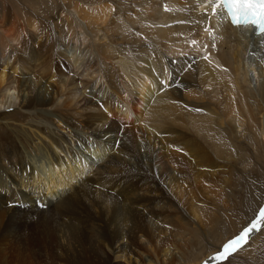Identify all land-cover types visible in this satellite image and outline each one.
Wrapping results in <instances>:
<instances>
[{
  "label": "bare ground",
  "instance_id": "bare-ground-1",
  "mask_svg": "<svg viewBox=\"0 0 264 264\" xmlns=\"http://www.w3.org/2000/svg\"><path fill=\"white\" fill-rule=\"evenodd\" d=\"M84 1L61 0V11L47 3L53 22L44 23L0 5V110L14 104L18 92L27 113L24 121L10 123V133L0 128V234L27 227L26 236L20 235L25 240L14 238L13 246L46 242L47 264H55L58 248L67 263L114 264L108 249H130L153 235L147 213L164 209V218L181 224L184 212L166 198L159 181L173 192L178 163L195 157L202 170L209 164L204 148L218 156L232 153L225 127L237 138L247 130L264 133V126L258 129L264 117V36L234 26L222 9L213 15L207 0H87L97 4L93 9ZM38 25L39 32L30 33ZM53 25L60 35L72 36L69 49L81 36L89 40L69 56L62 48L72 76H85L93 86L87 93L64 73L58 57L37 62L40 53L54 55ZM196 39L202 42L194 45ZM187 47L195 54L175 57ZM22 65L41 69L45 78L20 77ZM123 116L130 121L126 126L120 124ZM96 169L99 177L108 172L140 178L120 180V190H110L122 199L98 209L96 186L88 178ZM152 171L157 178L146 181L152 183L146 196L140 173ZM15 194L36 200L33 209L22 198L24 206H5ZM263 235L264 230L256 241Z\"/></svg>",
  "mask_w": 264,
  "mask_h": 264
},
{
  "label": "rangeland",
  "instance_id": "rangeland-1",
  "mask_svg": "<svg viewBox=\"0 0 264 264\" xmlns=\"http://www.w3.org/2000/svg\"><path fill=\"white\" fill-rule=\"evenodd\" d=\"M84 2H86V6L91 7V9H93V7L97 5L93 2L88 3L87 0ZM47 3H52L51 5H53V7L57 6V11L66 10L64 3L61 2V0H0L1 6L9 5L10 7H12L10 14L13 12V10H19L21 14L25 13L26 16L32 15L39 21L42 20L43 23L45 22V18L48 21L53 22L51 19L52 15L48 16L49 12H47V10L45 9ZM83 4L84 3L81 4L82 8ZM32 27V30L31 28L29 29L30 33L39 32V25L37 27ZM94 28L95 26L93 25V29ZM51 31L55 38V47L53 52L54 55L52 56L51 53H47L45 55L44 53H40L37 55L36 59L38 60L39 57H42V59L47 58L49 61H51V59L55 58V56L58 57L61 68L64 69V73H67V75L71 77L73 74L68 70V64H70L68 60L69 58L67 59L66 56L64 57L62 48L65 46V54L69 56L71 55L72 50H84L86 48V43L89 40L86 41L85 37L81 36L80 40H78L77 42L76 48L69 49L68 46L71 45V43L69 42L72 41V36L60 35L58 29L55 28L54 25ZM93 34L95 37L98 36L97 33ZM84 40L86 42L85 44L83 42ZM197 40L198 39H196V41ZM201 42V40L200 42L198 40L194 45L200 44ZM17 43L18 42L16 41L14 42V44ZM187 49L188 51L185 53L179 50L180 52L176 53L175 57H179V55L183 57L186 55H192L193 53L195 54V51L193 49L188 47ZM203 51H207L206 45L203 47ZM170 55L173 56L172 54H169V56ZM204 57H207V55ZM37 62H39V60ZM40 71L41 69L34 66L27 67L25 65H22L18 69L17 75H20V77L25 75H32L44 79L45 76H43ZM74 71H77V69H75ZM72 77L71 78L74 82L78 81V84H80V88L82 87L81 89H87L86 93L91 88H93L90 83H86V80H84L85 76L81 77L76 75L75 77ZM83 80L85 81V83ZM243 88L246 89L245 86H243ZM155 91L158 90L155 89ZM17 94L18 92H15V100L17 101L14 104L12 103L10 106L3 107L0 110V128L6 133L11 132L10 123L24 121L27 118L26 111L21 107V97ZM84 96L86 97V95ZM84 96L79 100L80 105L85 104ZM95 109L94 110L96 113L97 110L103 112L102 108ZM19 115L24 116L23 120H18ZM263 118L264 117H262V119ZM262 119L259 118L258 129H261L264 126V119ZM122 120H124L125 124L121 123ZM129 123L130 121L125 116L120 119V124L122 126H126ZM57 124L58 123L54 124V126L57 127ZM62 129L63 128L61 127L59 132L66 134L65 128L64 130ZM224 130L233 141V147L231 149L232 153H221L222 155L220 154L221 156H218L214 154L215 152L212 148H204L203 154L209 164L206 165L205 168H203L202 166V170H206L208 172V176H205L204 172L199 169L200 167L198 166L197 161H195V157H188L185 162H191L190 165L186 164L185 162L183 164L178 163L177 165V167L180 166V169H176L180 172L178 171V181L175 182V191L173 190L172 192L170 187L169 189L168 187L163 188L165 185L162 183V181H159V183L163 186L162 189L168 195V197L166 198L168 199L170 197L172 202L176 204L175 206L178 207L177 209H180L181 213L182 211L184 212L183 214L185 215V221L181 224L180 222L175 223L174 221H172V224V222H170L171 220H167L166 218H164L166 217L164 216L166 215L165 212H163L164 209H161V211L159 210L157 212H152V214L147 213V215L144 216H147L146 222H150V224L152 223L151 230L153 235L140 237L139 243L137 242L138 244L136 243L135 245L131 246L130 249L127 247V249H119L118 252L116 248H114L116 251L108 249V251L112 255V263L205 264L208 260H211L208 259L209 256H211L212 254L216 255L218 252H220L223 248V245L228 240L239 235L241 231L249 227L252 221L258 217L259 210L264 205V133L263 135H261L259 134V132L257 133L253 130H247V134L245 136L237 138L233 137V134H230L231 132L228 131L229 129H227V127H225ZM139 138L141 137L139 136ZM206 143L208 146H210L208 142ZM185 164L189 165L188 168L187 166L185 167ZM191 164L195 165V167ZM184 167L186 170L184 169ZM191 167L194 170H191ZM94 171L88 172V178L91 179L92 184L94 183V185L96 186L95 189L97 191L93 193V198L95 199V203L98 209L105 208L107 204L111 205L114 199H122V197H119L117 195V192H112L110 190L116 189L117 191H119L121 188L119 184L120 180H133V182H135L140 178L138 174H136L134 177L133 175H129V177L132 178L127 177V179L124 174L109 175L108 172L104 177H99L100 173H96L97 169ZM192 171H196V173L193 172L192 174ZM93 172L97 175H94ZM140 175L145 178L142 186L145 190L146 196H149L147 187L150 188L152 186V183L147 184L146 181L151 176H153V178L156 180L157 173L155 171L147 172L146 174L141 172ZM122 176L123 178L120 179V177ZM97 177L101 179L96 180ZM16 195H18L19 198H16ZM46 195L49 197V199L52 200L50 194ZM21 198L23 201H26L19 194H15L14 197L8 195V202L5 203V206H14L15 204L24 206V204H22L20 201ZM33 204H36V200L26 203L27 207L25 208L33 209ZM158 213L159 215H156ZM152 216H154V218ZM150 219H152L153 221H151ZM168 222L171 223L169 227H167L166 225L168 224ZM26 229L25 227H23L19 233H16V231H11L9 227L7 230L10 233L7 231L5 232V234H0V264H47L45 259H48L49 257L47 254L48 245L46 242H43L41 244H39L40 242H35L33 245H30L27 248L25 246L26 244L24 243V245L22 243H19L20 245H18L17 247L13 246V244L15 243V239L25 240V238L21 237L20 235H23L24 233V236H26L25 234H27L28 232V230ZM263 230L264 227H261V230L256 231L254 235L253 233H251L252 235L250 234L247 242L243 244V247L235 251L226 260L216 259V261L211 264H264V235L256 241L257 235ZM22 231L23 233L21 234ZM7 235H9L10 237ZM11 238H13L12 243L10 242ZM121 242L124 243L123 240ZM122 244L118 242L116 246H120L121 248ZM256 252H258L260 255H258V253ZM56 253L58 255V258L53 260L55 264H75V262L73 261L67 263V261L65 260L66 252L62 248H58L56 250ZM73 259L79 262L76 258Z\"/></svg>",
  "mask_w": 264,
  "mask_h": 264
},
{
  "label": "snow or ice",
  "instance_id": "snow-or-ice-1",
  "mask_svg": "<svg viewBox=\"0 0 264 264\" xmlns=\"http://www.w3.org/2000/svg\"><path fill=\"white\" fill-rule=\"evenodd\" d=\"M207 3L212 5L213 15H217V9L226 10L227 16L233 25L245 28L254 26L259 34L264 36V0H207ZM205 30L208 31L209 29ZM192 43L196 44L197 41L193 40ZM204 59H208V57H204ZM262 219H264V208L260 209L259 216L252 221L251 225L238 236L228 240L223 245L222 251L218 252L213 259L226 260L235 251L243 247L253 231H260L261 227H264L260 224Z\"/></svg>",
  "mask_w": 264,
  "mask_h": 264
},
{
  "label": "water",
  "instance_id": "water-1",
  "mask_svg": "<svg viewBox=\"0 0 264 264\" xmlns=\"http://www.w3.org/2000/svg\"><path fill=\"white\" fill-rule=\"evenodd\" d=\"M213 257H215V255H211V256H209V258L208 259H211V260H208L207 262H209V263H205V264H211V263H213L214 261H216L215 259H213Z\"/></svg>",
  "mask_w": 264,
  "mask_h": 264
}]
</instances>
